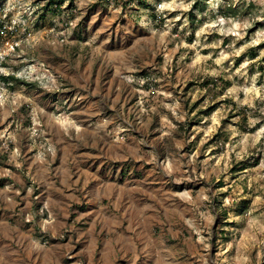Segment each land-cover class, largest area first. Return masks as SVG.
Segmentation results:
<instances>
[{"label":"rangeland","instance_id":"obj_1","mask_svg":"<svg viewBox=\"0 0 264 264\" xmlns=\"http://www.w3.org/2000/svg\"><path fill=\"white\" fill-rule=\"evenodd\" d=\"M0 264H264V0H0Z\"/></svg>","mask_w":264,"mask_h":264}]
</instances>
